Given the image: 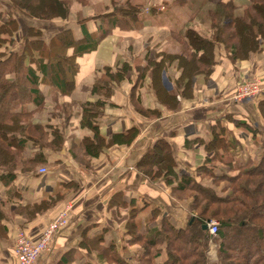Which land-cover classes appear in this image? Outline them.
Masks as SVG:
<instances>
[{
  "label": "crops",
  "instance_id": "1",
  "mask_svg": "<svg viewBox=\"0 0 264 264\" xmlns=\"http://www.w3.org/2000/svg\"><path fill=\"white\" fill-rule=\"evenodd\" d=\"M68 1L66 19L38 21L13 12L8 0H0L2 20L17 22L16 46L21 47L30 27L42 31L45 45L65 30L76 41L84 33L99 38L110 31L95 48L75 58L71 93L41 87L46 105L35 120L57 128L63 143L59 148L40 147L29 140L23 157L40 158L44 164L16 171L9 184L0 175V264H18L14 246L20 231L39 239L68 206V227L37 264H115V259L141 264L137 259L145 252L143 239L160 230L164 221L183 228L193 216L192 200L176 195V184L165 180L167 164L173 167V177H193L216 193H229V181L220 177L235 176L241 165H255L263 158L264 93L245 104H235L232 96L246 80L264 82V47L233 61L217 46L209 77H183L186 61L180 64L175 58L183 54L176 34L191 28L209 37L211 27L206 25L201 34L192 17L176 19L179 24L141 22L140 13L171 10L177 16L186 4L171 0L162 7L155 1L141 8L134 28H111L110 19L103 16L113 12L114 0ZM236 4L241 12L248 3ZM73 52L70 48L68 54ZM123 65L129 70L113 84L102 109L97 127L103 144L96 147L92 128L81 124L82 105L104 100L93 91L94 85L107 68L119 71ZM132 130L135 137L112 141L114 135H130ZM157 157L162 158L159 163ZM166 259L165 248L155 261Z\"/></svg>",
  "mask_w": 264,
  "mask_h": 264
},
{
  "label": "trees",
  "instance_id": "2",
  "mask_svg": "<svg viewBox=\"0 0 264 264\" xmlns=\"http://www.w3.org/2000/svg\"><path fill=\"white\" fill-rule=\"evenodd\" d=\"M8 1L13 12L42 21L66 19L71 10L68 0ZM207 1L217 8L210 12L211 37L206 38L191 28L179 34L172 33L183 46L182 56L175 57L180 64L186 61L187 72L183 77L188 75L190 78L193 74L209 77L215 65L217 46L223 45L229 58L235 61L259 52L260 41L264 44V0H248L243 16L236 15L239 7L234 0ZM176 2L188 4L193 0ZM117 4L114 0L113 12L103 16L110 19V27L134 28L142 7L130 2ZM17 30L14 19L4 21L0 16V175L4 184L15 180L16 171L29 172L36 164H44L40 158L30 161L23 157L29 140L40 147L59 148L63 143V135L57 128L43 126L35 120L46 105L41 87L56 88L64 95L71 93L73 83L70 78L77 70L75 58L95 48L110 32H104L99 38L84 33L83 39L76 41L72 33L65 30L45 45L42 31L30 27L20 49L15 50ZM70 48L74 49L72 56L68 54ZM128 70L127 65L119 71L107 68L93 87L104 100L82 105L81 124L92 128L96 147L103 144L97 121L111 97L113 84L122 80ZM135 135L133 130L130 135L116 134L112 141L124 142ZM262 148L264 150V140ZM141 163H147V158ZM165 170L168 174L165 180L176 184V195L193 194L189 206L193 216L186 227L176 228L164 221L162 228L149 238L142 241L139 238L145 249L137 259L141 264H264V156L255 165L251 162L241 165L235 176L220 177V180L229 181V193H216L212 188L198 184L193 177H173V167L168 164ZM212 220L220 226L216 236H212L209 229H203ZM210 243L217 246V261L213 263L208 259ZM163 246L167 259L155 261L165 250ZM114 262L131 264L127 260L115 259Z\"/></svg>",
  "mask_w": 264,
  "mask_h": 264
},
{
  "label": "built area",
  "instance_id": "3",
  "mask_svg": "<svg viewBox=\"0 0 264 264\" xmlns=\"http://www.w3.org/2000/svg\"><path fill=\"white\" fill-rule=\"evenodd\" d=\"M264 83L258 80H248L240 85L233 100L236 104L252 102L264 93ZM46 169H40V173H46ZM71 207H66L61 214L51 222L37 240L31 239L25 231H20L14 246V252L18 264H37L40 257L48 252L55 241L57 234L70 223ZM219 223L212 220L208 223V229L212 236L218 234Z\"/></svg>",
  "mask_w": 264,
  "mask_h": 264
},
{
  "label": "rangeland",
  "instance_id": "4",
  "mask_svg": "<svg viewBox=\"0 0 264 264\" xmlns=\"http://www.w3.org/2000/svg\"><path fill=\"white\" fill-rule=\"evenodd\" d=\"M116 1L119 2L120 4H124V3L130 2V3L134 4V5H139L142 8H145V7H151L152 4H153V2H155V1L160 2L162 4V7H163V4L164 3L168 7L170 5V1L171 0H116ZM235 1L237 3H239V4H241V5L248 3V0H235ZM175 3L179 4L178 2H175ZM164 7H165V5H164ZM216 10H217L216 6L214 4L209 3L207 0H193V3H188V4L186 3V5L184 6V8L181 9L182 12H178L177 16H175L176 15L175 14V11H171V10H170V12H162V13H157V14H153V13L144 14V13L141 12L140 13V21L141 22L142 21H144V22L145 21H153V22H156V21L157 22L158 21L159 22L173 21V22H176V24H179L180 23V20H176V19H181L182 17H185V18L192 17L193 20H195L194 24L196 26H198L197 28H200V29H198L199 32H201V34H205L204 33L205 32L204 31L205 26L207 25L206 26L207 28H208V26H210V12L211 11H214L215 12ZM242 10L243 11L239 12L240 9H238V11L236 12V15L237 16H243L244 9H242ZM170 15H172L173 17L175 16L176 18L174 17V18L171 19V18H169ZM38 21H42V20H38ZM211 35H212V31L210 29L209 37H211ZM209 37H206V38H209ZM260 44H261V48L264 47V44L261 41H260ZM14 46H15V48H14L15 50L20 49V46H16V41H15ZM250 80H258V81L263 82L262 79H257V78L256 79H250ZM246 81H248V80H246ZM246 81H244V82H246ZM244 82H242L241 84H243ZM240 85L238 86V88L240 87ZM238 88H237V90H238ZM236 91H235V93H236ZM232 101L235 103V101L233 100V96H232ZM158 163H159V161H158ZM229 186H230V184H229ZM179 197L183 198V200H191L192 197H193V194H191V193H189V194H181ZM61 212L59 213V215L61 214ZM58 216L55 219H57ZM55 219H53V221ZM67 227H65V228H67ZM65 228H63V229H65ZM235 248H239V247L235 246ZM208 259L212 263L217 261V246H216V244L210 243V248H209V251H208ZM111 264H113V263H111Z\"/></svg>",
  "mask_w": 264,
  "mask_h": 264
},
{
  "label": "water",
  "instance_id": "5",
  "mask_svg": "<svg viewBox=\"0 0 264 264\" xmlns=\"http://www.w3.org/2000/svg\"><path fill=\"white\" fill-rule=\"evenodd\" d=\"M203 229H204L205 231L208 230V224L204 225V226H203Z\"/></svg>",
  "mask_w": 264,
  "mask_h": 264
},
{
  "label": "bare ground",
  "instance_id": "6",
  "mask_svg": "<svg viewBox=\"0 0 264 264\" xmlns=\"http://www.w3.org/2000/svg\"><path fill=\"white\" fill-rule=\"evenodd\" d=\"M220 227V226H219ZM219 233V232H218Z\"/></svg>",
  "mask_w": 264,
  "mask_h": 264
}]
</instances>
